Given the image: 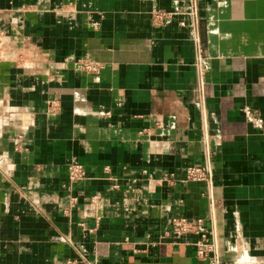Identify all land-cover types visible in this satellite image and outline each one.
Wrapping results in <instances>:
<instances>
[{"label":"crops","instance_id":"0c3cea01","mask_svg":"<svg viewBox=\"0 0 264 264\" xmlns=\"http://www.w3.org/2000/svg\"><path fill=\"white\" fill-rule=\"evenodd\" d=\"M263 124L264 0H0V264H264Z\"/></svg>","mask_w":264,"mask_h":264},{"label":"built area","instance_id":"2783aa9c","mask_svg":"<svg viewBox=\"0 0 264 264\" xmlns=\"http://www.w3.org/2000/svg\"><path fill=\"white\" fill-rule=\"evenodd\" d=\"M79 66L81 69L91 72L94 74H97L100 71L101 64L97 61L92 60H81L79 61ZM259 130L261 133L264 134V124L259 126ZM145 172V170H142ZM104 172V178L108 180H113L112 187L118 188L119 183L117 178H115L111 172L110 168L108 166H105L103 168ZM211 167L208 164H188L184 168V177L186 180L190 181H201V180H207L211 178ZM87 177L86 168L83 164L79 162H70L67 165V178H68V188H72L75 184L78 182L84 180ZM164 177L166 179L172 180L174 177L173 172H167L164 174ZM134 180V179H133ZM100 196L98 194H93L89 198L90 204H93L96 208L99 206L100 203ZM77 202V196L72 195L70 196V204L74 206V204ZM201 224V220H198L195 223L187 222L185 219H179L176 218L173 219V225L175 231H182V232H188L192 230H196ZM209 239L206 234H202L201 241L197 245V255L201 258H209L210 264H219V260L216 257H209L208 251H209Z\"/></svg>","mask_w":264,"mask_h":264}]
</instances>
